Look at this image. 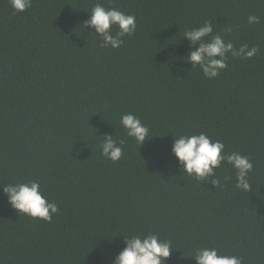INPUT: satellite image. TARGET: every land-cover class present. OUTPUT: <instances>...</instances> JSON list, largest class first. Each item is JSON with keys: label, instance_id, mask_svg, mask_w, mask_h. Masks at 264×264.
I'll return each instance as SVG.
<instances>
[{"label": "trees", "instance_id": "1", "mask_svg": "<svg viewBox=\"0 0 264 264\" xmlns=\"http://www.w3.org/2000/svg\"><path fill=\"white\" fill-rule=\"evenodd\" d=\"M97 3L135 16L121 47L84 25ZM206 21L257 54H229L208 79L183 37ZM126 113L153 135L140 146ZM201 132L249 157L252 192L227 162L217 186L183 171L173 139ZM105 135L124 142L117 162L101 155ZM31 180L58 207L50 222L3 192ZM148 233L176 248L165 264H196L200 247L264 264V0H32L23 12L0 0V264H112L124 237Z\"/></svg>", "mask_w": 264, "mask_h": 264}, {"label": "clouds", "instance_id": "2", "mask_svg": "<svg viewBox=\"0 0 264 264\" xmlns=\"http://www.w3.org/2000/svg\"><path fill=\"white\" fill-rule=\"evenodd\" d=\"M10 4L14 11L23 12L32 7V0H10ZM248 23H260V17L249 15ZM84 25L94 29V33L102 38L101 47L115 49L123 45V37L135 33L136 19L133 15L115 8L106 9L97 3L91 9L90 17L84 21ZM113 27L118 29L115 35L112 34ZM225 31L230 32L231 28ZM212 33L213 25L206 21L198 28L186 30L183 34L190 46H196L194 50L188 52L185 60L193 68L198 66L208 79L216 78L220 71L228 66L229 54L233 57L251 59L258 52L256 47L249 48L247 45H241L237 49L231 41L226 42L221 35ZM209 36L211 39L206 40L205 38ZM120 124L127 136L133 138L138 146L153 136L140 118L132 113L123 114L120 117ZM123 143L122 140L119 143L114 140L113 135H105L100 146L101 155L112 162L119 161L123 156L121 147ZM171 152L186 174L194 176L200 183L210 182L214 186L220 183L216 178V169L220 168L223 162H227L235 169V187L245 193L252 192L249 174L253 171V164L249 157L239 152L225 154L224 144L218 140H211L206 133L174 137ZM3 192L13 209L31 218L50 222L53 214L58 212L57 205L48 201L42 193L39 181L7 183ZM124 245L115 255L112 264H165L171 250L176 249L171 240L162 239L156 233L124 237ZM187 257H193L196 264H243L241 257L221 255L215 247L197 248Z\"/></svg>", "mask_w": 264, "mask_h": 264}]
</instances>
